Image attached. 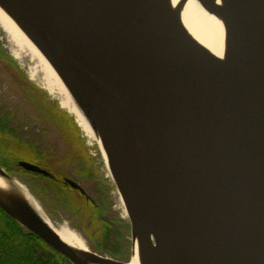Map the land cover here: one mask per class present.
<instances>
[{
  "label": "water",
  "instance_id": "1",
  "mask_svg": "<svg viewBox=\"0 0 264 264\" xmlns=\"http://www.w3.org/2000/svg\"><path fill=\"white\" fill-rule=\"evenodd\" d=\"M228 1L232 72L142 0H2L97 122L130 225L142 227L146 250L156 228L164 264H264V0ZM136 122L158 140L161 195L138 189ZM0 178L20 182L1 165ZM10 200L0 198V209L73 264H128L81 255L27 203Z\"/></svg>",
  "mask_w": 264,
  "mask_h": 264
},
{
  "label": "bare ground",
  "instance_id": "2",
  "mask_svg": "<svg viewBox=\"0 0 264 264\" xmlns=\"http://www.w3.org/2000/svg\"><path fill=\"white\" fill-rule=\"evenodd\" d=\"M142 1L169 21L191 44L195 45L216 65L227 72L234 70L231 42L233 11L228 0ZM0 35L3 36L4 46L10 54L20 62H27L30 79L37 80L48 94L57 96L59 105L73 115L84 135L95 141L106 175L115 185L123 215L130 218V209L121 180L107 153L106 144L97 122L89 118L62 75L2 0H0ZM111 121L115 122L113 115ZM134 134V140L130 142L132 145L131 163L138 189L146 188L151 193L161 195L164 187V171L156 135L147 125L140 122L134 124ZM7 197L11 199L19 197L27 203L38 217L81 255L89 251L84 239L72 228L66 224H54L42 204L28 191L25 185L19 181L9 184L0 178V198L10 202V198ZM131 226L132 255L129 257L128 264H164L163 243L156 228L153 225L149 228L150 246L146 250L141 239L144 234L142 227L137 221Z\"/></svg>",
  "mask_w": 264,
  "mask_h": 264
},
{
  "label": "rangeland",
  "instance_id": "3",
  "mask_svg": "<svg viewBox=\"0 0 264 264\" xmlns=\"http://www.w3.org/2000/svg\"><path fill=\"white\" fill-rule=\"evenodd\" d=\"M0 57L6 62L0 60V115L8 116V123L13 128H17L15 135L23 140L37 143L39 149L41 145H45L48 148L46 153L50 156V161L45 163L24 155L20 158L38 162L52 172L61 173L76 181L97 205L95 209L70 205L65 199L67 200L71 195L67 194L65 189L57 187L51 189V183H41L40 187L49 188L47 191L49 195L43 192L41 194L46 213L54 224H66L72 228L84 239L91 251L111 256L108 250L100 248V245L107 243L118 249L128 261L132 255L130 221L123 215L115 185L106 175L95 141L84 135L73 115L59 105L57 96L48 94L37 80L30 79L27 62H20L9 53L4 46L2 35H0ZM20 77L45 96L42 100L45 102L43 108L38 109L28 96V88L15 81ZM0 163H2L1 155ZM20 182L22 183L21 180ZM63 195L67 196L63 197ZM96 230H99L100 234L102 232L98 237L95 234ZM107 230L109 235L105 240L103 231Z\"/></svg>",
  "mask_w": 264,
  "mask_h": 264
},
{
  "label": "flooded vegetation",
  "instance_id": "4",
  "mask_svg": "<svg viewBox=\"0 0 264 264\" xmlns=\"http://www.w3.org/2000/svg\"><path fill=\"white\" fill-rule=\"evenodd\" d=\"M15 131H17V129H10L6 131L3 129L2 130L0 129V155H1V160H2V163H0V165L3 166L9 174L14 175L16 176V178L20 179L22 183H24V185L32 193V195L42 204V206L44 204L42 203V201L44 200L41 194L42 192L44 194H48L47 191L49 188L48 186L40 187L39 184L41 183H48V184L51 183V186H50L51 189H54L55 187H57L58 189L59 188L65 189L66 193L71 195V196L68 195L70 196V198L67 197V200L65 199V202L70 203V205H74L76 207L89 206L88 204L92 205L94 203L96 205V202L86 193L85 189H83L82 186L76 181L75 182L82 188V191L77 188H73L67 182H65V179H70V178L61 175V173L59 174L54 173L51 170L39 164L38 162L35 163L29 159L20 158V156L24 155L32 159H35V160H38V159L40 161L42 160L45 163H49L50 161V156L46 153V151H48V148L45 147V145H41V148L39 149L37 143L26 141L21 138L18 141L16 138H14L13 133H12ZM20 161H25V162L35 164L39 166L40 168H42L43 170H45L48 174L36 173V172H31L29 170H26L23 167L18 165ZM66 196L67 195H63V197H66ZM0 216H1V212H0ZM4 230H6V227H0V232ZM24 232L26 234L30 233L27 230H24ZM30 237L33 240L32 242L30 241L31 242L30 246L32 248L31 249L32 257L31 259L24 261L26 264H38L37 261H41V262L47 261V262H43V264H73L68 258L64 257L62 254H60L59 252L49 247L37 235L30 236ZM24 243H26V241H20L19 245H23ZM108 257H111V256H108ZM53 258L54 260H52ZM111 258L116 259L114 257H111Z\"/></svg>",
  "mask_w": 264,
  "mask_h": 264
},
{
  "label": "trees",
  "instance_id": "5",
  "mask_svg": "<svg viewBox=\"0 0 264 264\" xmlns=\"http://www.w3.org/2000/svg\"><path fill=\"white\" fill-rule=\"evenodd\" d=\"M0 60L6 63L3 57H0ZM11 66L15 67L14 64H11ZM8 67L10 68V66ZM15 81L18 84L22 86H26V88H28L27 90L28 96L29 98L32 99V101L38 107V109L43 108V105H45V102L42 101L44 99L43 98L44 95H42V93L38 89L30 85L27 81L23 79V77H20L19 80H15ZM7 120H8V116L0 115L1 130L3 129L6 131L10 129H17V128H12V126L10 125V123H8ZM12 133L14 138H16L19 141L20 137L15 135L14 132ZM88 205L89 206H84V208L95 209L97 207L95 203L92 205L91 204ZM0 212L2 216V217L0 216V227H6V230L0 232V264H26L24 261L25 260L27 261L32 257V253H31L32 248L30 246V243L33 240L30 236H36V235H33L31 233L26 234L24 232L25 229L21 225H19L10 215H8L3 210H1ZM115 233H117L116 230ZM95 234L98 237L100 234L99 230H96ZM108 235H109V230L105 232L103 231V237L105 240H107ZM20 241H26V243H24L23 245H19ZM100 246L97 247L108 250V253L111 255V257L126 261L121 255V253L118 251V249L116 250L113 246H109L107 243L105 245H100ZM52 260H54V258ZM37 262L38 264H43V262H47V261H42V262L37 261Z\"/></svg>",
  "mask_w": 264,
  "mask_h": 264
}]
</instances>
